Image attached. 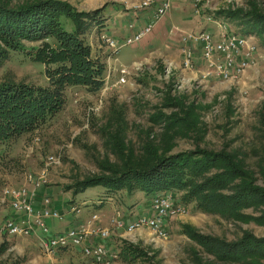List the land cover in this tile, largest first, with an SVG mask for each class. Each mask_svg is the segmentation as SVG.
I'll return each mask as SVG.
<instances>
[{
	"label": "rangeland",
	"instance_id": "rangeland-1",
	"mask_svg": "<svg viewBox=\"0 0 264 264\" xmlns=\"http://www.w3.org/2000/svg\"><path fill=\"white\" fill-rule=\"evenodd\" d=\"M64 1L77 11L86 8L91 11L102 3V0L98 3ZM198 6L202 11L199 17L205 22L208 21L203 15H212L215 20L210 23L212 27L224 21L238 34L245 31L248 14L264 15V0H201ZM228 11L237 14L229 17ZM106 18L108 14L101 12L99 17L88 21L89 26L81 34L90 45L91 57L105 64L102 87L92 92L83 85H67L64 106L51 121L0 142V264H103L83 254H48L30 235L14 236L5 231L4 220L18 211L13 213L11 198L3 190L24 187L28 192L34 190L36 198L39 191L47 190L52 194L43 196L50 200L66 193L71 197L72 188L69 190L68 186L76 181L111 174V164H118L115 151L119 146L126 151L133 148L139 152L147 141L160 143L163 123L152 118L176 112L184 117L179 107L181 101L195 105L198 132L187 133L186 127H179L178 135L165 137L172 143L168 154L196 147L211 151L236 150L246 168L254 172V183L264 188V177L258 167L264 158V47L259 37L252 35L256 46L254 64L235 78L223 79L207 69L201 58L200 43L196 41L199 44L196 54L189 44L192 39L185 33L179 37L180 44L175 41L169 49L166 47L168 39L160 37L152 49L133 44L114 52L100 38L101 33H108L102 23ZM62 22L66 28L72 27L69 20ZM22 44L27 49L8 50L0 66V82L46 86L44 65L32 59V47L38 43L22 41ZM0 48H3L1 43ZM186 48L192 51L188 66L183 64ZM121 68H125V72H121ZM168 97L172 99L166 100ZM105 192L101 186H94L77 197L81 202L86 201L87 206L98 205V198ZM171 192L178 205L173 201L174 204L182 208L166 218L163 233L147 226L127 231L115 225V219L121 218L123 213L139 214L142 208L147 212L149 196L141 191L129 193L122 189L101 203L96 212L99 222L96 227L108 231L107 239L113 236L118 250L112 252L115 256L104 264H264L262 256L224 261L198 241L201 237L226 243L238 241L245 235L264 238V203L243 208L244 216L237 219L202 212L195 208L194 201L180 199L183 191ZM111 203L115 207L113 211Z\"/></svg>",
	"mask_w": 264,
	"mask_h": 264
},
{
	"label": "trees",
	"instance_id": "trees-1",
	"mask_svg": "<svg viewBox=\"0 0 264 264\" xmlns=\"http://www.w3.org/2000/svg\"><path fill=\"white\" fill-rule=\"evenodd\" d=\"M14 1L0 0V43L3 45L0 66L9 49L25 50L27 47L22 41L37 42L32 47V59L44 65L48 84L0 82V142L51 121L64 106L67 85H83L95 92L104 83L105 64L91 57L90 45L81 34L89 26L88 21L100 16L105 5L91 11H77L64 0ZM227 13L229 17L237 14ZM248 16L241 35H257L264 47V15L250 13ZM63 19L69 20L72 27L66 28ZM169 99L172 98L166 100ZM179 107L184 117L176 112L152 118L163 123L160 143L147 141L139 152L119 146L115 151L118 164H111L110 175L87 177L68 188L77 194L89 187L101 186L107 192L98 198V206L122 189L129 193L141 191L149 199L175 189L183 191L180 199L194 201L195 208L202 212L237 219L244 216L243 208L264 203V188L254 183V172L246 168L236 150L211 151L196 147L168 154L172 143L165 137L178 135L179 127H186L187 133L198 132L195 105L181 101ZM258 167L264 177V158ZM198 241L224 261L264 257V238L245 235L233 243L206 237Z\"/></svg>",
	"mask_w": 264,
	"mask_h": 264
},
{
	"label": "built area",
	"instance_id": "built-area-1",
	"mask_svg": "<svg viewBox=\"0 0 264 264\" xmlns=\"http://www.w3.org/2000/svg\"><path fill=\"white\" fill-rule=\"evenodd\" d=\"M173 0H136L128 2L135 9H145L153 6V12L148 18L145 26L124 38H117L108 33H101V40L114 52H118L122 47L138 43L143 36L150 33L157 20L163 17L170 10ZM194 0V12L201 14L199 2ZM209 23H215L210 13L203 15ZM217 31L206 29L197 34H190L188 38L195 40L201 45V58L205 61L207 69H212L216 76L228 79L235 78L246 68L254 64L253 54L256 51L252 39L253 36H244L232 32L228 24L224 21L216 22ZM184 66H188L192 58V51L185 50ZM125 72V68L120 69ZM48 163H46L47 165ZM43 172V171H42ZM42 182L44 178L40 179ZM29 180L32 176L29 175ZM39 181L35 183L38 187ZM36 187H34L36 189ZM3 193L11 198V205L15 216H9L4 220V229L14 236H26L36 234L41 248L48 254H52L59 249L78 247L84 256L97 263H108L115 253H109L106 249V240L109 236L108 231L96 227L98 215L93 213L88 220L79 226L69 227L65 230L52 233L46 223V219L61 220L65 213H78L80 209L77 206H70L65 211H59L51 206V200L43 197L41 206L35 204L36 195L34 190L28 192L26 188L19 189L5 188ZM175 199L169 193L164 195L152 196L149 199L150 206L147 212H142L133 217L128 223H125L122 217L115 219V225L124 228L127 231H133L141 226H147L159 233L164 232V226L167 217L170 214L178 212L182 207H177ZM176 203V202H175ZM177 204V203H176ZM178 205V204H177ZM146 211V209H145ZM23 215L22 217H18ZM98 229V230H97ZM97 235L96 241L89 242L91 235Z\"/></svg>",
	"mask_w": 264,
	"mask_h": 264
},
{
	"label": "crops",
	"instance_id": "crops-1",
	"mask_svg": "<svg viewBox=\"0 0 264 264\" xmlns=\"http://www.w3.org/2000/svg\"><path fill=\"white\" fill-rule=\"evenodd\" d=\"M86 1H88L89 3H98L100 0H86ZM127 1L135 2L136 0H127ZM104 5L105 7L103 8L102 12L104 14H108V18H106V20L102 22L104 25L103 29L106 30L110 35L117 38L119 37L124 38L141 30L147 23V20L151 16L154 8L153 6H151L145 9H135L132 8L131 5L126 4L125 0H102V3L97 7H95V9L102 7ZM193 5H194L193 0H173L171 8L167 12V14H165L163 17L157 20L151 32L143 36V38L138 43H135V45L137 47L152 49L156 41L159 42L160 37H162L163 39L165 38L168 39V41H166V47L169 49L170 46H172L175 41L179 42V37L180 35H183V33L190 35V34H197L199 31H203L206 29L216 30L217 28L216 25L215 27H212V24H210L209 22H205L202 16L199 17V15L198 16L195 15L194 13L195 8L193 7ZM89 9L86 8L84 9V11H90ZM91 9L94 10V8ZM189 44H191L190 46L192 50L196 54H198L199 44H197L195 40H191ZM40 192L41 191H39V194H37V198L35 201L37 207H39L38 205L41 206V200L43 195L50 196V194H52L51 190H47L45 192L42 191L41 193ZM70 192H71L70 193L71 197H69L67 193L65 194V196L62 197H60L61 196L60 195L59 197L55 199L53 198L51 200V205L54 208L61 211H65L68 207L74 205L77 206L80 209V211L78 213H65L64 217L61 220H56V219L53 220L47 218L46 223L49 227L50 232L52 233H58L65 230L66 228L84 224L93 213H96L98 211L97 208L102 206V205L98 206L94 203L92 205L87 206L86 201L81 202L78 199L81 193L74 194L72 189L70 190ZM110 198L108 200H110ZM146 202H148V200ZM114 208L115 207H113V204L111 203L110 204L111 211H113ZM142 209L140 211L145 212V209L143 210ZM105 213H107V210L105 211ZM137 214L126 215L123 213L121 217L125 223H128ZM98 223L96 225H98ZM36 234L30 235L32 241L34 242H36L37 239L35 237ZM112 237H110L107 240H104V243L106 244V249L109 253L118 251L116 249L117 244L114 243V238ZM96 240L97 238L94 236V234H92L88 241L93 242ZM52 254H83V253L80 248L71 247V248L59 249Z\"/></svg>",
	"mask_w": 264,
	"mask_h": 264
}]
</instances>
